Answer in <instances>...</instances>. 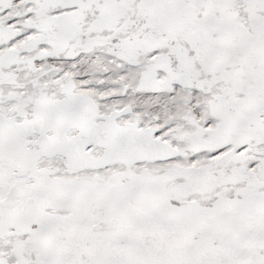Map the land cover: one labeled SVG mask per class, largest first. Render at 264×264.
Wrapping results in <instances>:
<instances>
[{
    "label": "snow or ice",
    "instance_id": "1",
    "mask_svg": "<svg viewBox=\"0 0 264 264\" xmlns=\"http://www.w3.org/2000/svg\"><path fill=\"white\" fill-rule=\"evenodd\" d=\"M0 264H264V0H0Z\"/></svg>",
    "mask_w": 264,
    "mask_h": 264
}]
</instances>
